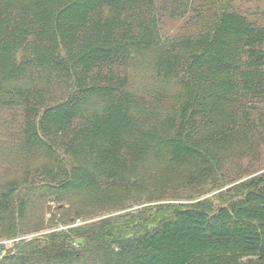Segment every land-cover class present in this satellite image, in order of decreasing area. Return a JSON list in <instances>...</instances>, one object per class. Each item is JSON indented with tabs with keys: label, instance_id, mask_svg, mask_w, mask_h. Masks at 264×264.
Listing matches in <instances>:
<instances>
[{
	"label": "trees",
	"instance_id": "16d2710c",
	"mask_svg": "<svg viewBox=\"0 0 264 264\" xmlns=\"http://www.w3.org/2000/svg\"><path fill=\"white\" fill-rule=\"evenodd\" d=\"M157 2L0 0V105L22 107L25 149L59 161L44 183L54 192L133 197L149 157L184 167L190 184L212 180L232 145L257 129L264 27L222 10L196 36L162 39ZM146 55L152 75L173 82L175 94L129 88L128 64ZM52 82L63 87L56 98L48 96ZM17 189L9 182L0 190V213L13 208ZM14 209L8 239L20 235L24 204ZM0 264H264V172L215 198L147 205L10 248L0 243Z\"/></svg>",
	"mask_w": 264,
	"mask_h": 264
},
{
	"label": "rangeland",
	"instance_id": "374dc122",
	"mask_svg": "<svg viewBox=\"0 0 264 264\" xmlns=\"http://www.w3.org/2000/svg\"><path fill=\"white\" fill-rule=\"evenodd\" d=\"M156 7L162 39L196 36L212 27L216 14L222 10L238 12L264 27V0H159ZM149 57L146 55L138 62L128 64L129 88L143 95L167 97L175 94L177 87L173 82L163 84L152 75ZM47 88L49 98H56L63 91L62 85L55 82ZM259 115L258 127L248 142L234 143L223 156L218 178L190 184L185 181L184 167H173L163 159L149 157L140 167L141 192L133 197L123 194L109 202L101 199L92 201L91 196L61 195L44 184L48 170H57L59 161L53 157L54 161L42 149H25L20 133L22 107L0 105V190L9 182H16L18 187L13 208L9 213H0V243L10 248L20 239L29 240L147 205L185 204L215 198L232 185L264 172V110ZM21 203L24 204V216L17 220L20 235L8 239L6 225L14 207ZM80 212L83 215L80 217L85 219L78 217L73 223L66 222Z\"/></svg>",
	"mask_w": 264,
	"mask_h": 264
}]
</instances>
